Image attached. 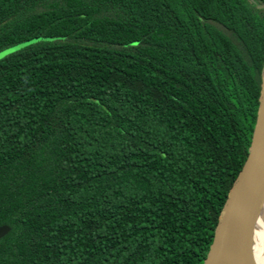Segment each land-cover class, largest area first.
Instances as JSON below:
<instances>
[{"label":"trees","instance_id":"trees-1","mask_svg":"<svg viewBox=\"0 0 264 264\" xmlns=\"http://www.w3.org/2000/svg\"><path fill=\"white\" fill-rule=\"evenodd\" d=\"M0 264H203L249 149L264 0H0Z\"/></svg>","mask_w":264,"mask_h":264},{"label":"water","instance_id":"water-1","mask_svg":"<svg viewBox=\"0 0 264 264\" xmlns=\"http://www.w3.org/2000/svg\"><path fill=\"white\" fill-rule=\"evenodd\" d=\"M264 227V65L259 104L248 152L218 217L203 264H255ZM8 232L0 226V239Z\"/></svg>","mask_w":264,"mask_h":264},{"label":"bare ground","instance_id":"bare-ground-1","mask_svg":"<svg viewBox=\"0 0 264 264\" xmlns=\"http://www.w3.org/2000/svg\"><path fill=\"white\" fill-rule=\"evenodd\" d=\"M255 264H264V227L259 235L258 245L254 254Z\"/></svg>","mask_w":264,"mask_h":264},{"label":"rangeland","instance_id":"rangeland-1","mask_svg":"<svg viewBox=\"0 0 264 264\" xmlns=\"http://www.w3.org/2000/svg\"><path fill=\"white\" fill-rule=\"evenodd\" d=\"M28 43H25V44H20V45H17V46H14V47H11V48H8L2 52H0V60L3 59L6 55L12 53V52H15L17 50H19L20 48L26 46Z\"/></svg>","mask_w":264,"mask_h":264}]
</instances>
